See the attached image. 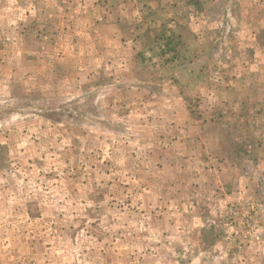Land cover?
<instances>
[{
  "label": "crops",
  "instance_id": "0c3cea01",
  "mask_svg": "<svg viewBox=\"0 0 264 264\" xmlns=\"http://www.w3.org/2000/svg\"><path fill=\"white\" fill-rule=\"evenodd\" d=\"M96 15L102 22L97 31L111 39L100 48L108 56L117 55L115 82L109 77L92 82L90 74L97 67L85 70L84 81L71 43L58 48L53 58L38 60L48 69L50 62L68 64V97L58 95L50 98L52 102L43 98L46 84L40 73L0 77V104L9 107L15 99L32 104L0 119V151L6 152L0 159V182L7 194L0 201V243L6 249L14 240L12 230L33 233L48 215L54 238L69 233L73 246H87L84 264H228L227 235L221 224L227 207L257 205L264 224V139H257L254 128L247 127L236 137L234 129L211 122V108L200 113L202 123L195 121L196 112L187 101L199 96L185 90L176 93L174 82L191 87L188 73L204 62L193 59L184 66L186 76L177 80L157 81L153 72L143 78L144 68L129 64L133 68L128 70L121 55L132 45L125 41L127 29L119 18L117 25H109L115 15L121 17L119 10ZM140 30L130 29L132 42ZM53 50L57 49L51 46ZM28 63L23 52L19 66ZM19 82L21 91L16 89ZM91 82L98 88L86 86L87 90L85 84ZM33 83L42 93L37 100L28 91ZM142 87L151 89L145 92ZM97 93L99 98H93ZM90 96L91 104L83 109L80 100ZM126 97L131 106L121 105ZM57 100H68L69 110H61L51 121L47 104L53 107ZM211 100L217 105V97ZM84 130L92 137L81 147L78 132ZM103 130L118 132L117 139ZM79 148L85 152L79 171L65 172V153ZM13 175L22 179L21 190ZM244 256L247 264H264V238L259 248L250 247ZM127 257L130 263L123 261Z\"/></svg>",
  "mask_w": 264,
  "mask_h": 264
},
{
  "label": "rangeland",
  "instance_id": "374dc122",
  "mask_svg": "<svg viewBox=\"0 0 264 264\" xmlns=\"http://www.w3.org/2000/svg\"><path fill=\"white\" fill-rule=\"evenodd\" d=\"M104 9L106 11L110 9L111 12L119 10L121 17L115 15L109 20V25H113V22L117 25V18H119L127 29L125 41L132 45L126 46V51L121 52V55L125 56L124 64L127 65L128 70L134 67V64H140L144 68L141 73L143 78L149 75L147 72H153L152 74L159 76L157 81L163 78L177 80L179 76H186L184 66L191 64L192 60L197 58V61L204 63L202 68L194 67L195 69H191L188 73L193 78L191 87L180 86L175 82L176 86L172 84L176 88L174 89L176 93L185 90L190 92L191 96H199L187 101L188 104L190 102V108L196 112L195 121L202 123L203 115L200 113L211 108L212 113L214 112L212 118L209 117L211 122H221L224 126H229L236 131L231 132L236 134V137L238 133L243 134L247 127L248 130L254 128V132L259 136L257 139H264V65H252L255 62L264 64V0H113L112 2L108 0H0L1 79L9 76L16 79L22 75L34 76L40 73L44 75L46 84L43 98L47 97L50 100L58 95L68 97L70 93L66 79L69 77L68 64L50 62L52 67L48 69L46 65L39 64L38 60L53 58L52 55L58 53V48L62 49L63 44L71 43L75 46V49H72L73 55L78 59V71L82 72L84 81L88 75L85 70L89 67L98 68L93 69L96 73L93 71L90 74L94 80L92 82L103 77H109L114 81L113 78L119 74L114 70L117 66V55L108 56V51L101 49L104 46L103 42L111 41V39H106L107 35L97 31L102 22L97 19L99 16L96 13L99 15V12L105 11ZM158 11L161 13H157ZM87 12H90L89 16ZM94 12L95 17H91L94 16ZM122 12L126 14L123 15ZM135 26L140 27L141 30L139 35H136V40L132 42L135 36L130 29ZM101 44L103 46L100 48ZM21 45H25L26 49L22 51ZM51 46L57 50L50 51ZM23 52L29 59L28 66L25 67L19 66ZM54 66L56 69H53ZM39 68L42 69L41 72ZM15 69H17V75H15ZM200 81L203 85L198 83ZM92 82L88 85L85 82V88L86 86L98 88ZM37 87L38 84L33 83L28 88V91L35 95L34 100H37L38 93L42 94ZM16 89L22 90L20 82ZM142 89L148 92L151 88L146 90L142 87ZM106 90L109 91L108 87ZM203 91H206L210 97L202 95ZM99 95L97 93L93 95V98H99ZM211 97L218 98L217 105ZM83 99L86 101L80 100L79 105L85 109V106L91 104L89 102L92 96L89 100ZM129 100L126 97L121 105L131 106ZM56 102L52 103L53 107L47 104L51 121L60 117L58 113L61 110H69L68 100ZM24 104L30 107L32 105L31 101L23 103L18 99H15L9 107L6 103L0 104V119L4 118L7 112H23ZM39 104L44 106L42 100ZM41 108L44 107H39ZM207 121L205 119V122ZM103 133H113L115 136L118 132L103 130ZM78 135L81 147L84 146L86 139L92 137L85 130L78 132ZM115 138L117 139L116 136ZM4 151H0L2 160L6 153H3ZM65 154H67L65 158L67 171L65 172L79 171L81 161L85 158L84 150L81 151L79 148L74 153ZM4 165L3 162L2 166ZM128 168L127 166L126 169ZM72 169L74 171H71ZM13 182L18 184L20 190L25 187L22 179H17L14 175ZM62 183L66 182L62 181ZM2 187L0 182V201L3 197H7ZM232 205L254 208L253 224L262 230V240L264 224L257 205L254 204H231L221 219L224 233L227 235L226 262L247 264V259H244L246 250L252 246L259 248L262 240L241 242L242 231L238 229L235 232L230 225H227L229 219L227 210ZM40 223L33 233H23L20 231L21 228L18 231L15 229L11 231L12 235L14 234L13 242L6 244V249L5 244L0 243V264H84L87 262V246H73L69 233H61L58 238H54L52 229L49 227L48 215H45ZM123 261L130 263L132 260L127 257Z\"/></svg>",
  "mask_w": 264,
  "mask_h": 264
},
{
  "label": "built area",
  "instance_id": "2783aa9c",
  "mask_svg": "<svg viewBox=\"0 0 264 264\" xmlns=\"http://www.w3.org/2000/svg\"><path fill=\"white\" fill-rule=\"evenodd\" d=\"M253 212H255L254 208L239 205H232L227 210V214L229 216L227 225H230L235 230V232L238 229L242 231L240 238L242 243L252 241L260 242L262 240V230L253 224ZM238 220H240V223H238ZM241 223H243V226Z\"/></svg>",
  "mask_w": 264,
  "mask_h": 264
}]
</instances>
